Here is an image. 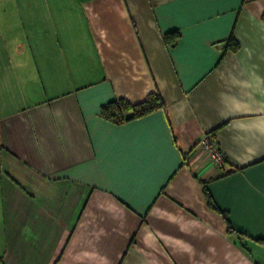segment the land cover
<instances>
[{
    "label": "crops",
    "instance_id": "obj_1",
    "mask_svg": "<svg viewBox=\"0 0 264 264\" xmlns=\"http://www.w3.org/2000/svg\"><path fill=\"white\" fill-rule=\"evenodd\" d=\"M17 1L0 0L3 263L264 264V0ZM153 92L164 110L100 115Z\"/></svg>",
    "mask_w": 264,
    "mask_h": 264
},
{
    "label": "trees",
    "instance_id": "obj_2",
    "mask_svg": "<svg viewBox=\"0 0 264 264\" xmlns=\"http://www.w3.org/2000/svg\"><path fill=\"white\" fill-rule=\"evenodd\" d=\"M170 35H174V37H177L178 35L176 33H170ZM165 40L169 44H174V42H169V34L167 33L165 35ZM233 42L232 49L236 50L238 47V44L235 40L230 39ZM164 110L165 104L163 100L161 99V96L158 92H153L147 95V97L139 102V103H130L124 98H117L114 99L105 105H103L100 109V115L109 120L113 123L120 124L124 123L136 118L143 117L145 115H148L152 112H155L156 110ZM204 191L207 196L208 203H211V196L209 195V192L206 189V186H204ZM214 209H216L215 205H210ZM223 215L224 213L221 212ZM238 232V238L240 240L243 239V237H246L247 235L241 231ZM257 241L264 242V239H256ZM0 264H4L3 261L0 259Z\"/></svg>",
    "mask_w": 264,
    "mask_h": 264
},
{
    "label": "built area",
    "instance_id": "obj_3",
    "mask_svg": "<svg viewBox=\"0 0 264 264\" xmlns=\"http://www.w3.org/2000/svg\"><path fill=\"white\" fill-rule=\"evenodd\" d=\"M197 146L208 153L209 160L213 164L221 165L225 160V155L216 146L210 134H205L199 140Z\"/></svg>",
    "mask_w": 264,
    "mask_h": 264
},
{
    "label": "rangeland",
    "instance_id": "obj_4",
    "mask_svg": "<svg viewBox=\"0 0 264 264\" xmlns=\"http://www.w3.org/2000/svg\"><path fill=\"white\" fill-rule=\"evenodd\" d=\"M25 0H18L17 3H16V9H19V10H23L25 7H24V4H25ZM3 6H5V3H3ZM35 8V7H34Z\"/></svg>",
    "mask_w": 264,
    "mask_h": 264
},
{
    "label": "snow or ice",
    "instance_id": "obj_5",
    "mask_svg": "<svg viewBox=\"0 0 264 264\" xmlns=\"http://www.w3.org/2000/svg\"><path fill=\"white\" fill-rule=\"evenodd\" d=\"M204 2H208V0H204Z\"/></svg>",
    "mask_w": 264,
    "mask_h": 264
}]
</instances>
